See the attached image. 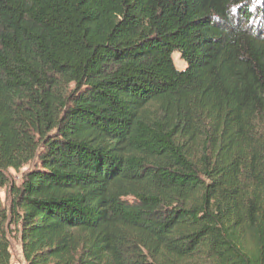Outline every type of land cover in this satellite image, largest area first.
Listing matches in <instances>:
<instances>
[{
  "label": "trees",
  "instance_id": "16d2710c",
  "mask_svg": "<svg viewBox=\"0 0 264 264\" xmlns=\"http://www.w3.org/2000/svg\"><path fill=\"white\" fill-rule=\"evenodd\" d=\"M7 186L0 264H264V0H0Z\"/></svg>",
  "mask_w": 264,
  "mask_h": 264
},
{
  "label": "rangeland",
  "instance_id": "374dc122",
  "mask_svg": "<svg viewBox=\"0 0 264 264\" xmlns=\"http://www.w3.org/2000/svg\"><path fill=\"white\" fill-rule=\"evenodd\" d=\"M172 58L177 69H183L185 67V63L182 60H180L179 54L177 52L173 53ZM28 168L29 165H26L17 172L14 170H8L7 171V175L9 178L8 186H18L22 179L23 174L27 171ZM8 186L0 189V200L5 208H8L9 201L11 198ZM14 228H15L14 226H11L8 234V238L11 244L10 247L11 264H26L20 252L18 233Z\"/></svg>",
  "mask_w": 264,
  "mask_h": 264
}]
</instances>
